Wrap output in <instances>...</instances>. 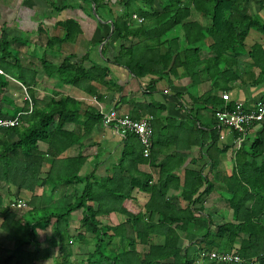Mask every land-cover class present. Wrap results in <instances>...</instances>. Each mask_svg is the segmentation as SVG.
I'll list each match as a JSON object with an SVG mask.
<instances>
[{
  "label": "trees",
  "instance_id": "16d2710c",
  "mask_svg": "<svg viewBox=\"0 0 264 264\" xmlns=\"http://www.w3.org/2000/svg\"><path fill=\"white\" fill-rule=\"evenodd\" d=\"M89 1L96 14L111 2ZM116 2L121 7V12L113 19V35L121 44L114 64L126 67L135 78H162L166 74L175 75L176 69L182 68L184 75L190 78L191 85H198L204 74L210 82V90L192 101L203 105L205 110L208 109L215 121L217 111L224 108L232 110L235 107L234 100L223 101L224 93L241 85L264 87V46L258 42L250 46L245 43L251 31L264 37V21L250 13L251 0ZM132 15L141 18L142 23L133 21ZM110 16L113 18L112 13ZM61 26L65 29V36L60 43L71 41L72 28L78 30L76 24L68 20ZM176 29L178 35L173 34ZM123 42H128L129 45L126 46ZM12 43L0 29V121L17 120L13 127L0 128V184L7 187V196L10 198L5 205V196L0 193V232L3 233L4 240L11 244L16 264H43L50 259L53 264H195L201 251H232L240 259L238 264H264V224L261 221L264 218L263 137L249 140L245 145L243 143L235 152L230 173L216 172L211 182L201 172L185 171L179 207L166 200L172 182L178 179L172 171L164 172V176L159 173L157 183L152 186H148L147 180L150 178L145 177V181L140 182V188L150 195L145 212L129 214L120 207L122 201L128 198V191H114L106 187L105 180V183L101 182L102 185L97 183V186L106 189L105 192L102 193L101 188L95 192L94 183H90L92 176H79L83 163L81 156L59 159L63 152L79 142V137L67 131L65 126L82 119L80 104L72 98L62 96L50 100L44 106L38 105L34 91L30 88L34 74H31L29 80L26 69L11 54ZM201 43L211 54L210 58L201 59ZM241 51L249 59V73H241L238 69L235 56ZM42 66L47 78L56 77L62 84L80 88L96 99H100L96 87H83V84L95 82L105 85L109 74L103 66L93 65L86 69L80 62H71L70 58H65L57 66L47 62H43ZM254 70L257 71L256 74L252 73ZM12 81L18 82L25 89L30 103L19 99L12 92ZM33 85L35 86V82ZM147 90L153 91L151 84ZM144 107L146 112L132 116L133 119L138 120L143 115L156 117L159 107L152 101L147 102ZM136 109L142 110L140 106ZM83 116L79 123L85 133L102 119L90 107L84 109ZM261 127L264 130V121ZM236 136L238 137L237 134L234 135ZM201 142L199 147L204 149L205 155L210 159L211 170L214 171L220 163L219 156L229 147L218 143L217 128L205 134ZM39 143L48 146L45 152L39 149ZM135 146L141 147L134 136L127 135L123 157L128 150L135 154L138 151H135ZM155 147L156 141H153L151 150ZM211 149L216 156L210 153ZM136 156L142 158V152ZM148 158H151L150 155ZM47 160L51 161L50 167L44 171ZM63 163H66V171L63 168L62 175L61 169L59 172L56 169L60 168L57 165ZM72 165L73 172L68 167ZM44 182L52 183L54 187L66 185L68 196L74 197L73 202L57 209L39 207L38 201L35 202L39 200L36 191ZM76 183H84L79 195L73 190ZM218 184L226 193L225 204L232 211V218L212 229L213 223L200 217L199 209L192 207L202 204ZM11 189L16 192L14 197ZM23 192L31 195L29 201H24L26 208H13L11 205L23 201L19 196ZM106 192L115 197L114 204L119 207L106 210L110 205L102 200ZM103 208L104 213L123 214L127 218L126 223L102 225L98 218L103 215ZM22 210H26V214L20 217L19 212ZM76 211H82V219L79 231L71 235L69 217ZM154 213L158 215L155 219ZM125 225L129 227V231ZM199 225L205 231L197 235L189 245L183 246L180 234ZM38 229L50 230L44 247L36 242ZM88 236L93 242V249L82 260L73 259L71 244H85ZM154 237H161L162 241L157 243ZM236 242H239V247L234 249ZM4 249L0 242V264L5 263L2 260ZM52 249H56L55 257L51 255ZM207 264L234 263L212 261Z\"/></svg>",
  "mask_w": 264,
  "mask_h": 264
},
{
  "label": "crops",
  "instance_id": "0c3cea01",
  "mask_svg": "<svg viewBox=\"0 0 264 264\" xmlns=\"http://www.w3.org/2000/svg\"><path fill=\"white\" fill-rule=\"evenodd\" d=\"M93 8L94 6L89 0H0V29L8 36L9 40L13 41L10 47L11 54L26 69L29 80L31 74H34L30 88L34 91L38 105L44 106L50 100L62 96L69 97L80 104L79 113L82 119L84 109L87 107L94 109L100 115L109 113L116 116L128 114L131 118L146 112L144 106L147 102L151 103L152 101L159 107L156 117H152V144L153 141H156V147L151 150L149 160L136 156L142 150L139 146H135V151L138 150L135 154L128 150L126 156L123 157L126 137H122V134L112 127L104 126L101 120L86 130L85 133L84 128L79 123L82 122V119L78 123L66 124L65 129L75 133L79 137V142L63 152L59 159L81 156L83 163L80 166L79 176L82 178L92 176L90 183H94L95 192L99 191V188H101L102 193L105 192V188L97 186V183H105V180L107 181L106 187L114 191H128L129 196L122 201L120 207L133 215L137 212L144 213L150 200L149 193L140 188V182H144L145 177H147L150 178L147 180L148 186H152L157 183L159 173L172 171L178 179L172 182L166 200L179 207L181 205L180 194L184 172H201L207 176V180L210 182L216 172L229 174L234 164L235 152L242 147L241 145L243 143L245 145L249 140L264 138L262 124L249 128L241 145L234 144V135L227 132L223 134V139L220 140L217 130L218 143L229 148L219 156L220 163L217 168L214 171L211 170L210 159L205 155L204 149L199 146L200 143L202 144L201 139L205 137V134L216 129V121L208 109L205 110L203 105L194 104L192 101L193 98L196 99L210 90V82L206 76L202 74V81L198 85H191V80L184 75L183 69L177 68L175 75L166 74L162 78H135L126 67L114 64L121 43L114 37L111 27H113V19L121 12V7L116 0H111L108 7L99 10L97 14ZM249 10L252 15L264 21V0H251ZM111 13L113 18L110 16ZM68 20L73 21L78 30L72 28V40L60 43V40L65 36V29L61 24ZM199 21L203 23L201 19ZM173 34L178 35V29ZM250 40L251 44L258 42L264 46V37L257 32L250 36ZM123 44L129 45L128 42H123ZM200 46L203 49L200 53L201 59L210 58L211 54L205 49L204 44L201 43ZM65 58H70L71 62H80L86 69L97 65L108 70L109 74L105 79V85H99L95 82L83 84V87H96L100 99L86 94L80 88L62 84L56 77L47 78L44 76L43 62L57 66ZM235 58L238 61L240 72L249 73L251 69L247 67L249 59L246 57V53L241 51ZM252 73L256 74L257 71L254 70ZM243 76L246 75L243 74ZM34 82L35 86L33 85ZM16 83L19 85L18 82ZM150 84L153 87L152 92L147 90ZM227 94L229 97L227 102L234 100L235 106L239 105L246 111L250 110L260 99L264 101L263 86L241 85ZM121 99L123 101H120ZM138 106L142 110L136 109ZM145 116L148 117V115H143L140 119ZM38 145L43 152L48 148L43 143ZM210 153L216 156L213 149L210 150ZM50 162L47 160L44 171L49 169ZM57 166L60 168L56 170L59 172L61 169L60 173L62 174L66 163ZM68 167L72 172L74 171L73 165ZM114 178L117 179L112 180ZM83 187L84 183H76L73 190L79 195ZM67 191V186L64 184L54 187L52 183L44 182L36 191L39 200H35V202L38 201V206L41 208H63L74 200L73 195L68 196ZM0 193L5 196L4 204H8L10 198L7 196V187L0 184ZM11 194L14 197L15 190L11 189ZM19 196L23 200L21 202L29 201L31 198V195L25 192L20 193ZM102 197H104L102 200L110 203L106 210L119 207L114 204L116 203L115 197L110 196L109 192H106ZM225 199L226 193L218 184L215 191L204 199L202 204H196L192 208L199 209L200 217L212 222L211 228L213 229L218 224L231 221L232 211L226 207ZM102 212L103 215L98 218L102 225L115 226L126 223V216L119 212L104 213V208ZM25 214L26 210L19 212L20 217L25 216ZM153 217L155 219L158 215L154 213ZM81 219L82 211H76L70 215L69 231L71 235L79 231ZM261 221L264 224V218ZM126 228L129 231V227ZM204 231L205 229L200 225L195 229L188 228L186 233L180 234L181 244L186 247ZM49 235L50 230L38 229L36 242L44 247L45 240ZM89 238L88 236L85 244L82 242L71 244L73 259L82 260L83 256L93 249V242ZM154 240L159 243L162 238L154 237ZM0 242L5 247L2 252V260L5 261L4 264H10L11 258L9 256L12 253V247L10 243L4 240V235L1 232ZM238 243H235L234 249L239 247ZM30 249L32 248L30 247ZM55 254L56 249H52V257H55ZM43 264H53V260L50 259Z\"/></svg>",
  "mask_w": 264,
  "mask_h": 264
},
{
  "label": "built area",
  "instance_id": "2783aa9c",
  "mask_svg": "<svg viewBox=\"0 0 264 264\" xmlns=\"http://www.w3.org/2000/svg\"><path fill=\"white\" fill-rule=\"evenodd\" d=\"M132 20L138 24L142 23V19L137 15H132ZM223 101H228L229 97L227 93L222 95ZM24 100L31 102L28 96L24 97ZM101 122L104 126H110L117 132L122 134V137L127 135L134 136L140 144L142 150V156L148 158L152 148V120L151 116L144 117L138 120L131 118L128 114L116 116L113 113L102 114ZM216 128L219 131V139H223L225 132L232 135L237 134L238 137L233 136L234 144L241 145L249 128L260 125L264 121V101H257L250 110H244L241 106L236 105L234 109L229 110L224 108L221 111L215 113ZM17 123V120H4L0 121V128L13 127ZM13 208L25 209L24 202H18L15 205H11ZM216 261L218 263H240L238 256L233 253H220L216 251L207 252L201 251L195 264H207L209 262Z\"/></svg>",
  "mask_w": 264,
  "mask_h": 264
},
{
  "label": "rangeland",
  "instance_id": "374dc122",
  "mask_svg": "<svg viewBox=\"0 0 264 264\" xmlns=\"http://www.w3.org/2000/svg\"><path fill=\"white\" fill-rule=\"evenodd\" d=\"M69 3V1L67 2V4ZM95 14V13H94ZM94 16V15H93ZM255 32H251L248 36V38L246 39V45L249 46L251 44V40H250V36L252 34H254ZM10 89L12 90V92H14V94L18 95V98L19 99H24V96H26V92H25V89L18 85L16 82L12 81L11 84H10ZM14 97V95H13ZM11 258L10 260V264H16V261H15V256L11 253L10 256ZM84 257V256H83Z\"/></svg>",
  "mask_w": 264,
  "mask_h": 264
},
{
  "label": "water",
  "instance_id": "95a60500",
  "mask_svg": "<svg viewBox=\"0 0 264 264\" xmlns=\"http://www.w3.org/2000/svg\"><path fill=\"white\" fill-rule=\"evenodd\" d=\"M111 31H113V27H111Z\"/></svg>",
  "mask_w": 264,
  "mask_h": 264
}]
</instances>
